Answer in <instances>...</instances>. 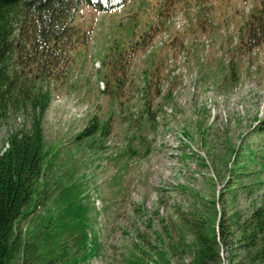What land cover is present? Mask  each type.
I'll return each mask as SVG.
<instances>
[{
	"label": "rangeland",
	"instance_id": "374dc122",
	"mask_svg": "<svg viewBox=\"0 0 264 264\" xmlns=\"http://www.w3.org/2000/svg\"><path fill=\"white\" fill-rule=\"evenodd\" d=\"M259 5L124 0L116 11L77 9L74 23L90 40L83 54L75 52L67 78L50 83L38 206L22 227L56 211L65 194L87 207L90 247L79 250L80 229L69 230L62 259L51 264H131L135 244L167 250L171 264H190L189 254L181 259L172 251L194 241L184 220L198 219L196 212L214 200L218 220L235 213L245 220L264 202V40L251 46L240 31ZM115 42L131 56L123 91L112 96L105 92L103 61ZM147 69L160 77L152 83L153 121L142 96ZM95 120L107 122V135L79 138ZM26 124L24 112L9 115L0 151L9 131Z\"/></svg>",
	"mask_w": 264,
	"mask_h": 264
},
{
	"label": "trees",
	"instance_id": "16d2710c",
	"mask_svg": "<svg viewBox=\"0 0 264 264\" xmlns=\"http://www.w3.org/2000/svg\"><path fill=\"white\" fill-rule=\"evenodd\" d=\"M109 1L121 7L119 0ZM83 4L93 3L92 0H0V128L14 112H24L27 121L20 129L9 131L7 146L0 151V264H51L53 259H62L61 241L69 230L80 229L76 237L78 245L75 243L79 250L90 247L87 207L75 204L65 194L61 195L56 211L40 216L26 230L22 227L24 217L38 206L35 196L47 156L43 120L52 99L50 83L67 78L72 63L76 62L75 52L83 54L90 40L89 32L74 23V12ZM155 28L153 25L146 30L138 45L144 46L146 35ZM240 31L251 46L264 40V0H260ZM115 44L103 61L105 92L112 96L123 91L125 67L131 56V51ZM154 73L155 69L145 71L142 89L147 103L145 114L151 115L150 121L155 120L151 110L152 83L160 82L157 74L153 77ZM97 133L107 135V122L95 120L79 138ZM218 212L214 200L207 210L196 212L198 219L184 220L194 241L192 244L181 241V250L179 244L174 246L173 253L177 251L181 259L189 254L190 264H264V202L245 220L235 213L220 221ZM134 246L137 254L131 264H171L167 250L154 253L138 244ZM223 247L228 254L226 262L221 254ZM146 255L151 258L149 262Z\"/></svg>",
	"mask_w": 264,
	"mask_h": 264
}]
</instances>
